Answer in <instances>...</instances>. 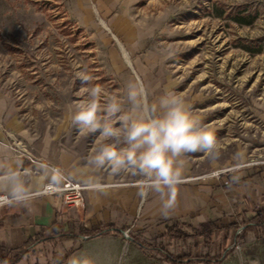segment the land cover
<instances>
[{
	"label": "rangeland",
	"instance_id": "obj_1",
	"mask_svg": "<svg viewBox=\"0 0 264 264\" xmlns=\"http://www.w3.org/2000/svg\"><path fill=\"white\" fill-rule=\"evenodd\" d=\"M80 71L107 96L123 99L134 80L152 98L165 88L183 94L220 150L215 160L203 151L185 156L190 175L243 180L248 173L264 187V0H0V98L35 138L34 151L73 148L86 164L102 141L69 119L70 105L84 97ZM126 233L110 264H169L165 253L198 264L200 255L219 251L218 242ZM141 237L163 251L143 248L134 240L149 245ZM229 251L228 264H264V236L251 233Z\"/></svg>",
	"mask_w": 264,
	"mask_h": 264
},
{
	"label": "crops",
	"instance_id": "obj_2",
	"mask_svg": "<svg viewBox=\"0 0 264 264\" xmlns=\"http://www.w3.org/2000/svg\"><path fill=\"white\" fill-rule=\"evenodd\" d=\"M7 107L6 100L0 98V124L4 123L7 129L13 131L12 135H3L0 127V163L8 164L21 172L35 170L38 164H46L61 168L78 183L87 185L86 181L92 178L105 186L103 189L87 187L84 190V205L79 208H65L61 197L50 193L37 195L27 205L0 207V255L11 256L29 238L40 232L47 234L44 240L31 246L16 264H71L72 259L82 258H87L91 263L103 260L110 264L123 246L129 234L126 233L127 230H139L148 237L173 241L179 239H170L166 234L168 225L172 223L198 225L215 221L217 225L225 226L237 221L241 223L245 213L248 216L254 214V211L247 209H264V187L254 176L241 173L239 176L243 180L234 175L235 180L231 179L232 181L229 179L232 178L230 173L192 176L185 164L181 183L177 185L175 206L165 214L158 195L141 194L137 186L141 177L128 175L129 177L123 178L120 175V178H116L108 175L101 180L95 171H85L86 164L80 153L73 148L64 150L40 148L37 145L34 151L32 144L35 138L24 134L26 129L19 123L16 111ZM108 225L122 229V234H85L86 231ZM240 231L241 229L237 234ZM254 232H260L264 236V232L258 227L248 231L245 237ZM141 238L148 241L147 238ZM197 239L206 247L214 242L219 244L217 253H205L200 257H213L220 253V238H213L209 245L201 238ZM134 240L143 248L162 251L164 248L150 245L152 242L145 245L142 241ZM70 252L69 259L65 262ZM229 253L230 251L220 264H228ZM94 256L101 259L95 261Z\"/></svg>",
	"mask_w": 264,
	"mask_h": 264
},
{
	"label": "clouds",
	"instance_id": "obj_3",
	"mask_svg": "<svg viewBox=\"0 0 264 264\" xmlns=\"http://www.w3.org/2000/svg\"><path fill=\"white\" fill-rule=\"evenodd\" d=\"M76 75L84 97L70 105L69 119L78 131L102 141L87 158L85 171L108 169L113 175L130 172L141 177L137 181L141 194L158 195L167 214L175 206L184 157L200 151L213 160L219 157L214 132L193 115L183 94L165 88L152 98L148 88L134 80L121 99L93 85V76L86 71ZM63 179L59 169L46 164L21 172L0 163V207L27 205L37 195L58 188ZM86 183L93 189L105 187L92 178ZM71 264L91 262L82 258L72 259Z\"/></svg>",
	"mask_w": 264,
	"mask_h": 264
},
{
	"label": "trees",
	"instance_id": "obj_4",
	"mask_svg": "<svg viewBox=\"0 0 264 264\" xmlns=\"http://www.w3.org/2000/svg\"><path fill=\"white\" fill-rule=\"evenodd\" d=\"M247 211H254V214L248 216L246 213L243 216L242 222H232L227 225L219 226L215 221L202 222L198 225H192L188 223H172L167 227V236L170 239L187 240L189 238H201V240L209 245L213 238H220V253L215 256L204 255L198 258V262L203 264H220L225 255L228 253L229 248L235 245L237 241L245 237L248 231H252L256 228H261L264 232V209H247ZM241 229L240 233L237 231ZM89 236L114 233L122 234V229L114 226H101L92 231H86ZM44 232L38 233L35 237L29 238L23 245L15 249V253L11 256L5 254L0 255L1 264H16L28 251V249L35 243L42 241L46 238ZM71 252L68 253L65 262L68 261ZM165 259L171 264H192V257L187 255H173L171 253H165ZM187 262V263H186Z\"/></svg>",
	"mask_w": 264,
	"mask_h": 264
},
{
	"label": "built area",
	"instance_id": "obj_5",
	"mask_svg": "<svg viewBox=\"0 0 264 264\" xmlns=\"http://www.w3.org/2000/svg\"><path fill=\"white\" fill-rule=\"evenodd\" d=\"M60 170L64 176L63 181L58 188H52L48 193L59 195L62 199V205L65 208H79L84 205V190L87 185L78 183L66 175V173L59 167H54Z\"/></svg>",
	"mask_w": 264,
	"mask_h": 264
}]
</instances>
